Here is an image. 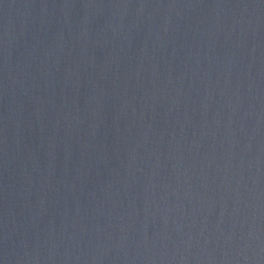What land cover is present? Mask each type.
<instances>
[{"label":"water","instance_id":"1","mask_svg":"<svg viewBox=\"0 0 264 264\" xmlns=\"http://www.w3.org/2000/svg\"><path fill=\"white\" fill-rule=\"evenodd\" d=\"M0 264H264V0H0Z\"/></svg>","mask_w":264,"mask_h":264}]
</instances>
